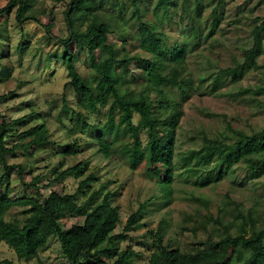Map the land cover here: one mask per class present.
<instances>
[{"label": "trees", "instance_id": "trees-1", "mask_svg": "<svg viewBox=\"0 0 264 264\" xmlns=\"http://www.w3.org/2000/svg\"><path fill=\"white\" fill-rule=\"evenodd\" d=\"M150 2L69 1L63 13L68 35L66 39H60L64 47L61 59L69 77L65 87L72 89L78 105L77 108L71 107L64 98L62 112H70L69 132L77 135L79 129L86 128L92 140L97 139L87 145H98V151L106 155H111L113 150L111 143L104 141L105 136L109 137L111 133L118 136L121 132L128 134L129 139L121 150L130 168L136 170L145 163L148 176L158 185L159 194L166 199V203L171 202L177 177L196 187L224 183L230 176L232 183L239 186L259 179L264 175V127L248 132L229 124L231 134H225L224 138L203 135L197 148L180 154H177L171 140L163 141L159 136L158 132L166 134L169 128L179 126L186 98L197 91L204 93L206 78L196 82L189 70L188 55L200 47L203 14L212 4L206 5L204 0H160L158 6L151 9ZM212 2L211 25L206 38L213 36L223 18L225 0ZM170 7H174L178 15L175 18L179 26L178 34L167 32L164 26L165 21L174 19L169 13ZM13 11L18 26L33 20L52 34L50 27L38 16L33 0H8L0 8V14ZM149 14L156 18H148ZM115 32L126 33L127 38L120 44L111 39ZM72 42L86 43L90 54L107 48L110 55L95 60L89 67L88 75L84 76L78 71L74 54L69 50ZM127 42L134 46L133 50L126 46ZM242 56V60L234 59L231 66L210 73V85L206 88L209 93L222 85L240 82L253 69L264 68L260 63V58L264 56V17L254 21L249 47L243 50ZM133 65L138 77L126 80L128 74L136 75ZM7 72L4 67L0 75ZM11 76L12 72L9 78ZM7 79L0 77V82ZM171 86L179 88L183 101L175 102L167 94L165 87ZM227 94L237 96L232 92ZM12 95L14 92L1 94L0 104ZM105 106H108V125H92L87 118L89 114ZM135 115L148 129L146 143H143L140 128L134 122ZM0 117L3 118L0 123V243L7 242L20 259L35 258L47 247L50 238L56 236L70 264L133 263L139 254L131 245L123 246V243L128 242L130 232L143 226L142 219L149 202L141 203L128 217L123 231L118 233L116 230L122 216L119 206L114 204L116 192L108 191L106 184L101 189L87 192L92 182L98 180L93 172L80 181L74 193L49 188V192L44 194L41 189H48L49 185L42 183L36 188L37 196L12 195L13 165L9 163L10 158L20 153L33 157L50 145H55L53 155L77 156L87 145H83L82 137H75L66 144L53 143L44 122L22 129L38 117L35 112L11 121L4 115L0 114ZM10 132H16L18 138L11 146L7 144ZM18 167L19 177L22 178L23 167ZM87 168L88 161H81L62 170L55 167L53 172L61 180L73 174L83 175ZM240 169L243 171L239 172ZM42 177L36 176L33 185L37 181L39 185ZM196 199L209 211L206 219L211 224L208 228H212H209L208 239L193 252L168 245L164 239L170 224L163 219L157 229L150 232L154 248L149 264H230L236 250H242L244 254L234 264H264V219L256 215L255 207L244 210L241 207L243 203L229 192L216 212H213L216 206L213 208L209 198ZM15 208L21 209L22 217L7 219ZM228 215L233 218L225 220ZM68 217H81L84 221L64 227L62 221ZM104 252H110L112 257L105 258ZM0 264L14 262L4 259L0 260Z\"/></svg>", "mask_w": 264, "mask_h": 264}, {"label": "rangeland", "instance_id": "rangeland-1", "mask_svg": "<svg viewBox=\"0 0 264 264\" xmlns=\"http://www.w3.org/2000/svg\"><path fill=\"white\" fill-rule=\"evenodd\" d=\"M69 1L33 0L38 16L50 27L51 35L33 20L18 26L14 11L0 14V74L4 67L8 70L0 77L7 79L12 72V76L7 81L0 82V95L14 92L12 97L0 104V114L11 121L35 112L38 117L22 129L44 122L49 130V139L53 143L66 144L75 137H82L83 145L86 146L91 141L96 142L97 139L92 140V135L86 128L79 129L77 135L71 134L67 128L71 124L68 119L70 112H62L64 98L71 107L78 106L72 89L65 87L69 77L61 59L64 47L60 39H66L68 35L63 13L68 8ZM146 1H151V9L160 3V0ZM7 2L8 0H0V8H3ZM204 2L206 5L209 3L214 5L212 0H204ZM212 5L208 6L203 14L205 19L202 21L204 28L200 47L188 55L189 70L196 82H200V78H206L203 84L204 93L194 92L191 97L183 101L179 88L165 87L173 101H183L184 104V115L179 126L175 129L169 128L166 134L164 131L158 132L163 141L166 139L172 141L177 154L197 148L203 135L224 138L225 134H231L229 124L248 132L264 127V68L253 69L246 73L240 82L222 85L215 92L209 93L206 89L210 85V73L231 66L236 58L243 59V50L250 44L254 21L264 17V0H225L220 27L215 29L212 37L206 38L211 25ZM175 11L174 7L169 8V13L174 19L165 21L164 26L167 32L173 31L178 34L179 26L175 21L178 15ZM148 18L156 17L149 14ZM50 36L53 38L50 39ZM126 38L127 34L121 32H115L111 37L120 44ZM126 46L134 49L130 42H127ZM69 50L74 54L78 71L84 76L88 75L89 67L95 60L110 55L107 48H100L90 54L84 42H72ZM260 63L264 65V56L260 58ZM132 69L136 75L128 74L126 80L138 77L134 65ZM246 89L251 90L246 91ZM227 92L235 93L237 96H231ZM107 110L108 106H105L96 113H90L87 117L88 121L92 125L105 127L106 124L108 125ZM2 120L3 118L0 117V123ZM134 122L140 128L143 143H146L147 127L140 121L138 115H135ZM15 133L10 132L7 136L9 146L18 141ZM103 139L111 143L113 150L111 155L100 153L98 145L89 144L90 146L87 145L86 149L77 156L62 157L53 155L55 145H50L46 150L36 152L33 157L20 153L17 157L10 158L9 163L13 165L11 194L37 196L36 188L42 183L49 185L48 189H41L44 194L49 192V188L74 193L80 181L93 172L98 180L92 182L87 192L101 189L103 184L107 185L108 191L116 192L114 204L119 206L122 216V222L116 230L118 233L123 231L128 217L138 209L139 205L148 201L142 219L143 226L130 232L128 242L123 243V246L131 245L139 254L131 264H149V257L154 248V240L150 232L155 231L163 219L170 224L164 239L168 245L178 246L191 252L202 246L209 237V228L212 227L208 228L211 224L206 219L209 217L207 206L199 202L196 197L212 200L213 208L216 206L213 212H216L221 206L220 202L225 201V194L229 192L243 203L241 207L244 210L255 207L256 215L264 219V175L259 179L245 182L244 186L232 183L230 176L224 183L206 187H196L192 183H185L184 178L177 177L173 184L171 202L166 203V199L159 194L158 185L148 176L145 163L136 170L130 168L127 157L121 150V146L129 139L128 134L121 132L116 136L111 133L109 137L105 136ZM81 161H88V168L84 170L83 175L73 174L60 180L57 179V173L53 172L55 167L62 170ZM18 166L23 167L22 178L19 177ZM237 166L235 167L238 168ZM36 176H43V181L39 185V181L33 185ZM20 212L19 208L13 209L7 215V219L13 216L21 218ZM232 218V215H228L224 219ZM83 221L84 218L81 217H68L62 221V225L69 227ZM233 232L236 233V229ZM243 254L242 250H236L230 264L242 258ZM104 256L108 258L112 257V254L104 252ZM4 259H10L14 264H70L63 255L56 236L50 238L47 247L35 258L20 259L16 251L7 242L2 241L0 260Z\"/></svg>", "mask_w": 264, "mask_h": 264}]
</instances>
